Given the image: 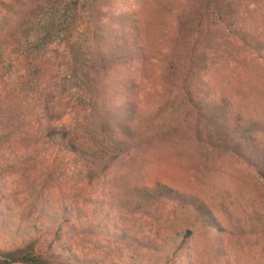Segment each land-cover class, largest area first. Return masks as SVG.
Returning a JSON list of instances; mask_svg holds the SVG:
<instances>
[{
  "label": "rangeland",
  "instance_id": "rangeland-1",
  "mask_svg": "<svg viewBox=\"0 0 264 264\" xmlns=\"http://www.w3.org/2000/svg\"><path fill=\"white\" fill-rule=\"evenodd\" d=\"M0 136V248L264 264V0H0Z\"/></svg>",
  "mask_w": 264,
  "mask_h": 264
},
{
  "label": "trees",
  "instance_id": "trees-1",
  "mask_svg": "<svg viewBox=\"0 0 264 264\" xmlns=\"http://www.w3.org/2000/svg\"><path fill=\"white\" fill-rule=\"evenodd\" d=\"M98 29L95 32L96 43L94 45V50H96V61L101 63L104 67L110 66V64L121 63L120 59L114 55L108 56L105 53L107 43H105L104 36L106 35L104 31V23L100 20L97 22ZM27 56H33V68L39 65V55L29 53L30 50H23ZM29 51V52H28ZM27 52V53H26ZM96 65V64H94ZM66 79V78H65ZM66 110H62L59 112L58 110V119H61ZM214 119L212 116L209 117V121ZM212 122V121H211ZM63 130L60 131L61 138L64 142H67V145L73 151H81L82 147L78 143V139L75 137L74 133L71 130L67 129L66 126L62 127ZM247 130L243 131L240 136L251 137L252 128L248 127ZM221 139H224L225 142H230V137L234 136L233 141H237V137L229 131H218ZM235 133V131H233ZM114 134V133H113ZM114 137V135H113ZM1 139V136H0ZM113 142L116 143L118 140L113 138ZM2 143L0 141V154L2 149ZM237 143V142H234ZM249 145V144H248ZM119 147V146H118ZM119 148L112 149V155L108 157V163L104 164V168L108 166V164L112 163L116 158L119 157L120 150ZM2 163H0V167H2ZM190 231L185 233V237H188ZM53 241L48 243V246H45L40 237H32L29 240L22 242L19 245L12 246L9 248H0V264H58L59 262H63L64 264H72L70 254L67 257L61 256L56 253L53 248Z\"/></svg>",
  "mask_w": 264,
  "mask_h": 264
}]
</instances>
